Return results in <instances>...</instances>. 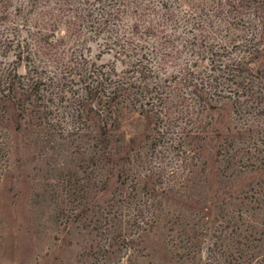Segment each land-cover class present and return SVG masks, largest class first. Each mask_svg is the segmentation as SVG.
Returning a JSON list of instances; mask_svg holds the SVG:
<instances>
[{"label": "trees", "instance_id": "16d2710c", "mask_svg": "<svg viewBox=\"0 0 264 264\" xmlns=\"http://www.w3.org/2000/svg\"><path fill=\"white\" fill-rule=\"evenodd\" d=\"M57 132L102 183L178 187L164 264H264V0H0V176Z\"/></svg>", "mask_w": 264, "mask_h": 264}, {"label": "rangeland", "instance_id": "374dc122", "mask_svg": "<svg viewBox=\"0 0 264 264\" xmlns=\"http://www.w3.org/2000/svg\"><path fill=\"white\" fill-rule=\"evenodd\" d=\"M100 62H114L113 54ZM63 141L58 132L45 137L27 152L21 176H0V264H164L180 228H192L189 211L188 223L178 219V187L145 183L144 170L138 182L122 183L116 173L102 183L97 167L59 146ZM163 188L159 221L139 214L137 205L152 203L151 192Z\"/></svg>", "mask_w": 264, "mask_h": 264}]
</instances>
